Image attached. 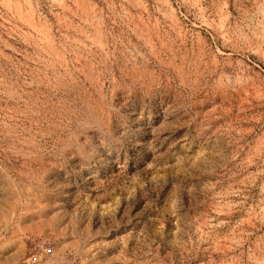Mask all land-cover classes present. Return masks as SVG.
I'll use <instances>...</instances> for the list:
<instances>
[{"label":"rangeland","instance_id":"1","mask_svg":"<svg viewBox=\"0 0 264 264\" xmlns=\"http://www.w3.org/2000/svg\"><path fill=\"white\" fill-rule=\"evenodd\" d=\"M0 264H264V0H0Z\"/></svg>","mask_w":264,"mask_h":264}]
</instances>
